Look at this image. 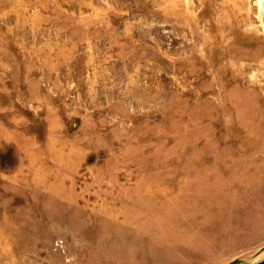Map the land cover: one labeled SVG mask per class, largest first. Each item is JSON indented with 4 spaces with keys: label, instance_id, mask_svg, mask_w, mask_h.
I'll return each instance as SVG.
<instances>
[{
    "label": "rangeland",
    "instance_id": "374dc122",
    "mask_svg": "<svg viewBox=\"0 0 264 264\" xmlns=\"http://www.w3.org/2000/svg\"><path fill=\"white\" fill-rule=\"evenodd\" d=\"M0 264H264V0H0Z\"/></svg>",
    "mask_w": 264,
    "mask_h": 264
},
{
    "label": "bare ground",
    "instance_id": "6f19581e",
    "mask_svg": "<svg viewBox=\"0 0 264 264\" xmlns=\"http://www.w3.org/2000/svg\"><path fill=\"white\" fill-rule=\"evenodd\" d=\"M176 204V203H175ZM166 209V208H165ZM173 209V208H172ZM178 210V209H177ZM153 212V211H152ZM183 212V211H182ZM162 213H164L163 211H162ZM153 214H154V212H153ZM148 215V214H147ZM168 215V214H167ZM154 217V216H153ZM161 217V216H160ZM165 217H166V214H165ZM155 218V217H154ZM158 220H160V218L158 217ZM159 222H161V220L159 221ZM128 225H130V224H128ZM151 225V224H150ZM160 225H161V223H160ZM165 225V224H164ZM173 226V225H172ZM176 227V226H175ZM160 228V227H159ZM147 230L149 229V228H146ZM139 230V229H138ZM161 231H163L162 233H161V235L163 236V235H165V232L167 231L166 230V228L165 227H163V225H162V227H161ZM160 231V232H161ZM137 232H139V231H137ZM170 234H172L170 231H168ZM173 232V231H172ZM167 233V232H166ZM138 234V233H137ZM139 234H140V232H139ZM169 234V235H170ZM169 235H167V236H169ZM173 236V235H172ZM166 238V237H165ZM161 239V237H159V240ZM196 242V241H195ZM162 243V242H161ZM201 245V244H200ZM143 246V245H142ZM145 247V246H144ZM143 247V249L145 250L146 248H144ZM149 247V246H148ZM196 247V246H195ZM129 248V249H128ZM160 248V247H159ZM135 249H136V244L135 243H132V244H130L128 247H127V252L129 253V254H132L134 251H135ZM199 249V248H198ZM162 250V249H161ZM137 257H138V255H137Z\"/></svg>",
    "mask_w": 264,
    "mask_h": 264
}]
</instances>
